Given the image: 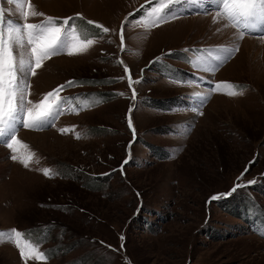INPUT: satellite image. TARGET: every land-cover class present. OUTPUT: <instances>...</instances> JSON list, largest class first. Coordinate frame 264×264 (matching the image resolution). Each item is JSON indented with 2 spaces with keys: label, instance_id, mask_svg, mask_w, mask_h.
Instances as JSON below:
<instances>
[{
  "label": "rangeland",
  "instance_id": "obj_1",
  "mask_svg": "<svg viewBox=\"0 0 264 264\" xmlns=\"http://www.w3.org/2000/svg\"><path fill=\"white\" fill-rule=\"evenodd\" d=\"M194 1L31 0L44 16L24 21L15 4L0 0L5 21L71 16L69 42L93 40L80 54L65 48L27 77L34 102L76 82L59 93L63 114L39 129L18 125L26 148L0 144V231L30 234L57 255L22 258L9 236L0 242V264H264V38L239 39L224 18L215 29L206 21L216 8L195 14ZM224 43L239 50L205 71L212 64L194 48ZM163 67L197 71L201 81L176 82ZM218 82L228 84L211 91ZM232 90L243 94H226ZM84 93L102 99L76 95ZM194 95L197 106L185 105ZM31 154L26 168L21 160ZM44 227L48 239L37 243Z\"/></svg>",
  "mask_w": 264,
  "mask_h": 264
},
{
  "label": "snow or ice",
  "instance_id": "obj_2",
  "mask_svg": "<svg viewBox=\"0 0 264 264\" xmlns=\"http://www.w3.org/2000/svg\"><path fill=\"white\" fill-rule=\"evenodd\" d=\"M216 2L218 5H222V8L217 10L214 22L219 18L226 19L228 21V25L226 26H231L239 30V39H243L245 35L252 34L253 32H259L264 37V0H216ZM8 3L15 4L20 9L24 21H27L29 17L44 16V13L35 10V6L31 0H8ZM209 3H211V0H209ZM158 14L159 10H157ZM129 15H134V13H129ZM76 16H80V14L77 13ZM59 19H62V23L58 24L57 20ZM74 19L71 16L65 18L46 16L40 23H21L19 19L5 21L4 10L0 9V144L6 145L12 152H16L18 147H27L16 135L18 125L22 123V126L25 128L35 127L38 129L46 127L51 122L50 118H58L65 110V98L61 97L59 93L66 86H74L75 81H67L65 85H59L56 89L46 93L43 99L34 102L31 99H27L30 95L28 90L31 87L27 77L29 73L35 76L37 70L43 66L44 61L61 54L65 48L67 49V54L72 56L83 53L93 44L92 39L78 43L69 42L70 34L66 29L69 28L70 21ZM163 22L165 20L161 18L159 23ZM87 23L91 25L95 22L89 20ZM72 27L74 32L75 28L74 26ZM96 27L102 28L104 33L109 32L107 27H103L100 24H96ZM76 39L75 35H71V40L75 41ZM123 41L124 35L121 32L122 44ZM238 50V46L235 49L224 48L219 50V54L215 56L217 63L205 68V71L215 72L223 62L230 58L234 51ZM125 71L128 72L127 67ZM129 79V86L131 87L130 75ZM222 84L227 85L228 82H218L211 91L221 90ZM226 94L229 96H237L242 95L243 91L232 90ZM135 95L136 92L133 90L134 98ZM68 99L70 100L71 98ZM205 99L206 97H199V107L203 106ZM26 104L32 105V107H28L25 111ZM193 110L198 111L199 108H194ZM129 111L131 112V109ZM129 127L132 128L131 119H129ZM64 131L66 129H61V132ZM32 155L34 154L28 155L21 160L24 167L27 168L29 166ZM11 159L16 160L17 156L13 155ZM124 163H127V161ZM43 174L49 177L51 175V169L44 168ZM241 176H243V173ZM248 183L251 184L253 181H249ZM239 187L241 185L237 184L231 191L234 192ZM230 194H220V196ZM220 196L213 195L211 200H216ZM9 236L14 240L17 248L20 250L22 258L25 256H34L38 260L47 259V254L40 250L38 245L31 239H26L24 246L21 247V238L30 236V234L21 233L17 229H11L10 234L0 231V242Z\"/></svg>",
  "mask_w": 264,
  "mask_h": 264
},
{
  "label": "trees",
  "instance_id": "obj_3",
  "mask_svg": "<svg viewBox=\"0 0 264 264\" xmlns=\"http://www.w3.org/2000/svg\"><path fill=\"white\" fill-rule=\"evenodd\" d=\"M161 73L164 75V73L167 75V76H169L168 78H170V79H172V80H174V81H177V79H184V78H181V77H183V76H179L180 74H178V70H176V69H171V68H167V67H163V68H161ZM177 74V75H176ZM182 74H185V75H187V73H182ZM185 77H188V78H190V79H193L194 78V75L193 76H185ZM100 83H102V82H96V83H94L95 85H99ZM76 95H80V96H86L85 98H84V100L85 99H90V98H95V99H98V100H101L102 98H96V97H91V96H87V94H76ZM170 100H172V99H170ZM174 100V99H173ZM79 104H81L80 102H78ZM176 103V102H175ZM95 181H93V183H94ZM96 186V185H95ZM21 233H23V232H21ZM25 233V232H24ZM48 229H47V227H44V228H42L38 233H36V239H35V241L37 242V243H40V242H44V241H46L48 238H46V237H48ZM45 235H47L46 237H45ZM25 238H27V239H30L29 238V236H24ZM59 248V247H58ZM60 248H61V246H60ZM44 250V253H46L47 254V256L48 257H55L56 255H57V247L55 248V247H47L46 249H43ZM92 257H94L93 256V254H90ZM91 260H93L91 263H89V264H95V258L94 259H90V261ZM82 262V260L81 259H75V260H73V261H70L68 264H87V261H86V263L85 262H83V263H81Z\"/></svg>",
  "mask_w": 264,
  "mask_h": 264
},
{
  "label": "bare ground",
  "instance_id": "obj_4",
  "mask_svg": "<svg viewBox=\"0 0 264 264\" xmlns=\"http://www.w3.org/2000/svg\"><path fill=\"white\" fill-rule=\"evenodd\" d=\"M214 2V4H215V6H217L218 7V4L216 3V0H214L213 1ZM213 9V8H212ZM216 17V14H211L209 17H208V19H207V21H206V23L208 24V25H210V26H212V25H214L215 27V29H219V26H223V24L221 25L220 23H217L216 22V20H215V22H214V18ZM219 22V21H218ZM224 27V26H223ZM231 28V27H230ZM235 31V30H234ZM233 32V31H232ZM237 34V33H236ZM225 36V35H224ZM260 38H264V37H260ZM259 38V39H260ZM258 39V40H259ZM247 40H250V38H247ZM253 40H255L254 38H253ZM252 39L250 40L251 42L253 41ZM236 60V59H235ZM234 62V61H233ZM32 134V133H31ZM2 148H4V147H2Z\"/></svg>",
  "mask_w": 264,
  "mask_h": 264
}]
</instances>
